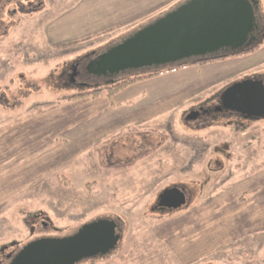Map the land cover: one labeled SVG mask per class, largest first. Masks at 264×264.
Listing matches in <instances>:
<instances>
[{
	"label": "rangeland",
	"instance_id": "obj_1",
	"mask_svg": "<svg viewBox=\"0 0 264 264\" xmlns=\"http://www.w3.org/2000/svg\"><path fill=\"white\" fill-rule=\"evenodd\" d=\"M187 1L0 2L1 261L29 242L110 219L115 250L78 264H264V117L216 110L231 85L264 84V0H255L262 42L252 55L139 81L137 94L115 100L121 108L65 102L153 72L101 77L80 64L69 80L83 57ZM196 111L208 113L187 120ZM153 148L129 167L111 166ZM171 188L185 205L158 208Z\"/></svg>",
	"mask_w": 264,
	"mask_h": 264
},
{
	"label": "water",
	"instance_id": "obj_2",
	"mask_svg": "<svg viewBox=\"0 0 264 264\" xmlns=\"http://www.w3.org/2000/svg\"><path fill=\"white\" fill-rule=\"evenodd\" d=\"M256 5L255 0H189L97 54L86 65V72L113 77L129 70L159 68L223 51H238L251 44V36L258 30ZM75 73L73 68L69 79L72 83ZM217 110L233 111L249 119L264 117L263 82L253 79L231 85L221 94ZM199 114L201 111L192 112L187 120H195ZM157 205L160 209L175 210L185 205V195L178 188L167 189L159 196ZM119 240L114 220L97 219L72 236L29 242L8 264H78L108 256Z\"/></svg>",
	"mask_w": 264,
	"mask_h": 264
},
{
	"label": "trees",
	"instance_id": "obj_3",
	"mask_svg": "<svg viewBox=\"0 0 264 264\" xmlns=\"http://www.w3.org/2000/svg\"><path fill=\"white\" fill-rule=\"evenodd\" d=\"M256 35H258V32ZM261 36L262 34L259 33L255 41H252L251 44H249L248 46L238 51H235V52L226 51V52H221L217 55L206 56L205 58H194L191 60H185L180 63L171 64L170 66L159 67V68L155 67L156 69H154L153 72L148 73L147 76H136L135 78H132V79L128 78L122 81H114L110 83L109 85L102 87V89L95 88V89H92L90 92L79 93V95H73L71 97H68L65 100V102L68 103L70 101H80L81 99H91V98L99 99L103 97L108 100H111L115 95H117L118 93L126 89V87L136 84L139 81H146L148 79L160 77V75L169 74L171 72H177V71L187 69V68L206 66L209 63L228 60V58L235 59L243 55H252L256 51H258V49L260 48V47L259 48L256 47V45L261 44L262 42ZM222 53H225V54H222ZM155 149L157 148H153L151 151L141 152L140 154H138L137 156L133 158L134 159L133 161L129 162L128 164H117V165H111V166L116 169L119 167H129V165L136 163L138 160H140V158L151 154V152Z\"/></svg>",
	"mask_w": 264,
	"mask_h": 264
},
{
	"label": "flooded vegetation",
	"instance_id": "obj_4",
	"mask_svg": "<svg viewBox=\"0 0 264 264\" xmlns=\"http://www.w3.org/2000/svg\"><path fill=\"white\" fill-rule=\"evenodd\" d=\"M257 32H259V30H256V32H254L253 34H252V36H251V39H252V41H255L256 40V37H257ZM251 41V42H252ZM223 52H226V51H223ZM97 57V55H93V54H90L89 53V55H86L85 57H83L80 61H78V62H76L75 64H74V66H72L71 67V69L73 70V68L74 69H76V73H75V78L76 77H78L79 76V65L81 64V68H84L85 69V71H86V65H88L89 63H90V61H92L93 59H95ZM69 79H70V76H69ZM218 105H219V103H218ZM216 110H217V107H216ZM217 111H221V110H217ZM224 111V110H223ZM201 113H205V114H207L208 112L207 111H201ZM200 115V114H199ZM118 233V232H117ZM14 256V255H13ZM13 256L12 255H9V254H7L6 256H5V260L4 261H1L0 260V264H8L10 261H11V259L13 258ZM102 258V257H101ZM103 258H109V255L108 256H105V257H103ZM90 260V259H89Z\"/></svg>",
	"mask_w": 264,
	"mask_h": 264
},
{
	"label": "crops",
	"instance_id": "obj_5",
	"mask_svg": "<svg viewBox=\"0 0 264 264\" xmlns=\"http://www.w3.org/2000/svg\"><path fill=\"white\" fill-rule=\"evenodd\" d=\"M137 84H138V82H137ZM137 84H133V85H131V86H128V87H126V89H124L123 91H121L120 93H118L117 95H115L114 96V98H112L111 100H108V99H106V98H99V99H92V102H98V103H103V101L106 103V106L108 105V107L110 108V109H112V108H117V107H119V108H121V106H120V104H116L115 103V100L116 99H118V98H120L121 96H124L125 98L127 97H131V96H133V95H135V94H137V92L138 91H136V90H133V87H135V86H137ZM84 100V99H83ZM115 105V106H114ZM119 105V106H118ZM127 108V107H126ZM125 108V109H126ZM135 108V106H132V108H129V109H134ZM60 123V122H59Z\"/></svg>",
	"mask_w": 264,
	"mask_h": 264
}]
</instances>
